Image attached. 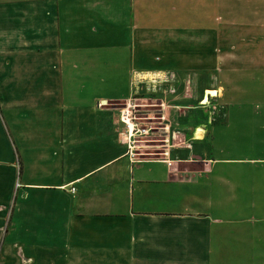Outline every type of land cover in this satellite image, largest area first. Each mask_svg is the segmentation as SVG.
Here are the masks:
<instances>
[{"label":"crops","instance_id":"crops-1","mask_svg":"<svg viewBox=\"0 0 264 264\" xmlns=\"http://www.w3.org/2000/svg\"><path fill=\"white\" fill-rule=\"evenodd\" d=\"M162 4L0 0V118L13 106H54L37 111L43 133L21 155L0 124V175L14 173L15 158L22 179L13 200L0 199V227L11 204L0 264H264V255H215L222 225L242 221L211 216L221 196H264V125L229 124L264 115V92L251 86L264 85V58L224 71L190 63V52L217 53L229 39L183 16L166 35L171 27L152 25ZM191 26L201 32L192 37ZM103 52L118 56L95 57ZM20 53L23 71L42 69L20 77L38 82L39 95L12 100ZM247 96L257 102L241 106ZM242 140L245 156L221 155L222 141Z\"/></svg>","mask_w":264,"mask_h":264},{"label":"rangeland","instance_id":"rangeland-1","mask_svg":"<svg viewBox=\"0 0 264 264\" xmlns=\"http://www.w3.org/2000/svg\"><path fill=\"white\" fill-rule=\"evenodd\" d=\"M162 3V5H158L159 9L157 11L162 10L164 16L158 19L154 18L153 20L155 21H152V25L171 27L169 31H165L166 35L175 34V28L179 26L181 28V23L188 20L190 25L198 26L199 24L202 28L208 30L203 33L210 34L215 29L222 36L226 35L229 40L222 42V44H226L229 47L233 45L236 48L231 49V55L224 52L225 45L217 53H214L212 49L206 53L190 52V63H198L201 60L211 67L220 63L221 69L224 71L233 60L248 61L250 59L264 58V0H162ZM147 12L151 11L147 8ZM182 16L184 17L183 21ZM218 16L221 21L217 25ZM211 20L213 24H211ZM147 22L148 19L144 20L143 24ZM193 26H191L190 32L192 37L197 36L201 32L192 29ZM109 42L111 43L110 39ZM191 47L194 50L195 44L193 41ZM229 47L227 48L229 49ZM215 48L218 49L217 47ZM256 48H261L262 51H256ZM102 56L108 57L107 59H116L118 53H97L95 57L102 59ZM10 65L9 73L13 79H17L7 85L9 88L6 92L9 97L12 100L20 99L27 92L38 96L39 86L36 84L38 82L23 84L20 82V77L24 75L30 77L31 81H34V76H37L42 69H38L37 64H32L23 71L21 53L18 57L14 58V61L12 60ZM26 73L29 75H26ZM222 85L226 87L224 83ZM251 86H254L257 91L264 92V85L252 84ZM153 88L154 86L151 87V89ZM208 93L212 95L214 91H209ZM247 97L249 99H244L241 106L249 107L252 103L257 102L256 98H251L253 96ZM55 101L56 99H53L52 102ZM29 107L30 112H27L26 108L22 110V107L13 106L10 110L11 113H5V115H2V119L0 118L2 129L4 128L3 123L7 127L10 143L15 148H18V155H21L22 142L28 139V136H30V139H32V136L36 139L43 133L39 130L38 126L44 125L45 122L39 124V118L36 115L37 111L54 109L52 104L45 107L41 102L40 105L34 102ZM34 113L35 115H32ZM23 114L26 116H23ZM229 124L240 127H251L252 124L264 125V115L248 111L243 116L232 117ZM23 125H26V127L30 125L31 130L23 127ZM221 146V155L227 157L245 156L249 148L244 140L238 142L222 141ZM15 160L14 158V162L16 163L14 173L7 176L6 174L0 175V199L6 200L7 198H12L13 200L18 189L20 190L18 183L22 179L17 167V161ZM245 167V165H242L240 169L244 170ZM262 168L264 169V165ZM215 192L219 193V190L215 189ZM233 199L234 197L221 196L220 200L223 207L221 212L211 213L212 217L219 216L227 222L230 220L242 221L239 224L226 223L222 225L224 233L221 236V243L212 245L215 255H264V196H238L236 201ZM252 200L256 203V206L250 209L249 204ZM10 212L11 204L5 215V222L0 227V262H2V257H5L1 252L2 243L9 225ZM235 231L238 232L235 233Z\"/></svg>","mask_w":264,"mask_h":264},{"label":"built area","instance_id":"built-area-1","mask_svg":"<svg viewBox=\"0 0 264 264\" xmlns=\"http://www.w3.org/2000/svg\"><path fill=\"white\" fill-rule=\"evenodd\" d=\"M128 112L125 111L122 113V116L120 117V120L126 125L127 129H129V123H128ZM72 191L74 190V188L71 189Z\"/></svg>","mask_w":264,"mask_h":264},{"label":"bare ground","instance_id":"bare-ground-1","mask_svg":"<svg viewBox=\"0 0 264 264\" xmlns=\"http://www.w3.org/2000/svg\"><path fill=\"white\" fill-rule=\"evenodd\" d=\"M131 127H132V125H131V123H129V129H131Z\"/></svg>","mask_w":264,"mask_h":264}]
</instances>
